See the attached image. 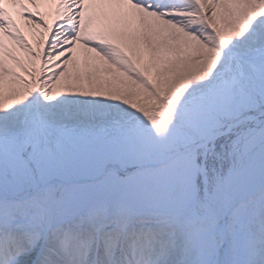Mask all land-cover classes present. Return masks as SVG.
<instances>
[{"label":"snow or ice","instance_id":"6c2138e0","mask_svg":"<svg viewBox=\"0 0 264 264\" xmlns=\"http://www.w3.org/2000/svg\"><path fill=\"white\" fill-rule=\"evenodd\" d=\"M0 264H264V0H0Z\"/></svg>","mask_w":264,"mask_h":264}]
</instances>
